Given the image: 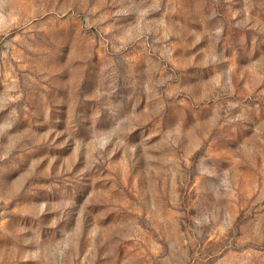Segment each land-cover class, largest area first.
<instances>
[{"label": "rangeland", "instance_id": "374dc122", "mask_svg": "<svg viewBox=\"0 0 264 264\" xmlns=\"http://www.w3.org/2000/svg\"><path fill=\"white\" fill-rule=\"evenodd\" d=\"M0 264H264V0H0Z\"/></svg>", "mask_w": 264, "mask_h": 264}]
</instances>
